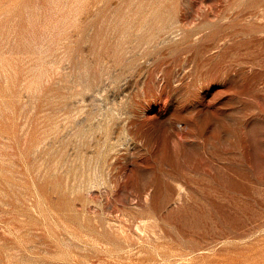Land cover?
I'll list each match as a JSON object with an SVG mask.
<instances>
[{
    "label": "rangeland",
    "instance_id": "rangeland-1",
    "mask_svg": "<svg viewBox=\"0 0 264 264\" xmlns=\"http://www.w3.org/2000/svg\"><path fill=\"white\" fill-rule=\"evenodd\" d=\"M0 264H264V0H0Z\"/></svg>",
    "mask_w": 264,
    "mask_h": 264
}]
</instances>
